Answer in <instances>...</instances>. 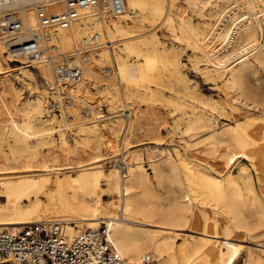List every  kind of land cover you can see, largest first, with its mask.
Here are the masks:
<instances>
[{
	"label": "bare ground",
	"instance_id": "obj_1",
	"mask_svg": "<svg viewBox=\"0 0 264 264\" xmlns=\"http://www.w3.org/2000/svg\"><path fill=\"white\" fill-rule=\"evenodd\" d=\"M4 1L7 5L2 9H18L23 14L27 32L22 40H29L35 31L41 35L45 54L34 64L46 83L52 84L54 66L59 58L74 50L88 48L82 77L72 85L56 88L59 102L64 93L73 103L87 104L89 112L95 114L92 105L94 101H100L94 97L96 88L109 105L108 119L113 120L117 115L119 92L112 88L111 80L118 77L111 75L110 67L102 74L94 71L98 66L96 57H99L98 61L109 62L111 59L107 43H110L109 48L116 49L121 46L120 42H125L115 53L118 66L115 74H120L125 81L136 82L166 74L174 80L186 79L176 50L169 57L163 46L158 47L156 33L149 36L137 33L147 20H159L169 26L178 40L185 41L200 54L198 61L205 64L202 73L207 80L224 81L223 91L232 95L230 102L221 97L224 105L220 106V114L234 122L225 123L218 129L214 116L218 100L205 101L192 95L211 111L192 107L191 115L183 113L184 146L175 145L170 151L164 150L160 159L151 160L153 171L150 175L143 162L128 160V156L135 160L140 155V149L129 150L127 138L132 123L142 122L138 110H132L133 97H128L124 104L125 111L121 114L125 117L114 119L110 127L116 130L124 126L120 153L113 151L112 156H105L101 152L102 137L95 135L98 131L93 120L79 122L82 125L80 134L86 137L72 147L65 136V128L59 126L56 129L36 122L45 111L42 97L28 101L24 109L20 108L19 91L13 79L4 75L2 58L6 45L0 39V118H5L6 132L14 135V141L20 147L19 151L6 155L0 144V230H17L26 223L60 219L68 223L66 230L73 235L81 228L94 229L106 223L110 240L127 260L126 264H141V257L149 252L154 254L153 250L159 255L157 264H175L173 246L177 237L184 239V244L179 247L178 264H235L244 251L247 253L246 264H260L262 256L245 244L244 233L260 227L259 233L264 235V200L256 191L246 166L239 165L237 176L231 170L242 160H250L259 173L264 191V118L244 115L245 120H233L229 118L226 106L236 111H241L236 105L238 101L245 106H264V94L252 84L258 79V65L264 67L261 35L264 28L260 18L264 8L256 11L252 0H226L228 5L219 9L215 22L208 23V33H204L191 25L186 26L184 10L176 6V0H123L124 10L117 16L83 10L81 19L67 29L47 27L39 30L34 6L47 3L48 12L57 14L65 10L63 0H0L1 3ZM184 2L201 11L219 5L218 0ZM245 3L247 9L240 10ZM175 19L179 21L178 28L174 25ZM186 31L191 35L187 36ZM123 51L134 54L135 60L141 58L143 62H129ZM227 88L232 90L226 92ZM141 97L140 101L150 104L151 108L160 99L156 92L149 95L144 92ZM165 102L173 107L170 114L185 107L172 99H165ZM69 104L67 107L71 108ZM87 116L84 114L85 118ZM148 118L156 120L157 117L149 111ZM69 126L66 122L65 127ZM205 131L206 134L201 135ZM56 132L59 145L52 138ZM152 138L155 145L162 144L159 134ZM43 149L47 150L45 155ZM185 155L199 163L191 164ZM119 156L128 160L127 173L122 174L115 165L106 172L104 161ZM180 166L182 179L177 176ZM104 195L110 199L104 200ZM218 208L228 216L222 224L215 215ZM245 212L258 223L251 226ZM71 222L81 225L73 226ZM193 235L197 238L189 239ZM257 246L264 252L262 244Z\"/></svg>",
	"mask_w": 264,
	"mask_h": 264
},
{
	"label": "rangeland",
	"instance_id": "obj_2",
	"mask_svg": "<svg viewBox=\"0 0 264 264\" xmlns=\"http://www.w3.org/2000/svg\"><path fill=\"white\" fill-rule=\"evenodd\" d=\"M186 0H176V6H179L183 12L184 19L186 20L187 24L186 26H192L197 28L200 31H203L204 33H208L209 25L213 24L217 18L218 13L220 12L219 9H224L228 5V1L226 0H218V6L212 8L213 6H208L205 10L201 11L197 7L193 6L192 4H187L184 2ZM240 0H237L239 2ZM242 1V0H241ZM255 4L256 11H259L261 8H264V2L263 0H252ZM236 2V3H237ZM180 4V5H179ZM216 8L218 10H216ZM242 8L247 9V3H245L243 6H240V10ZM175 12V11H173ZM263 28H264V14L260 15ZM110 19V18H109ZM114 19V18H113ZM109 23V22H108ZM174 25L178 28L179 21L177 19L174 20ZM208 25V27H207ZM141 31L137 33L145 34L144 36H149L152 33H156L159 45L158 47L163 46L166 51L168 52L169 57H171L172 53L176 50L179 55V61L182 73L185 75L186 79L182 80H174L168 77V75H162L158 78H146L145 80H137L136 82H133L131 80L125 81L121 77L120 74H115V71L118 70L117 63L115 62V53L122 48V44L125 42H120L121 46L114 48H109L108 45L110 43H107V49L110 50L111 59L110 61H104V60H97L99 57H96V64L98 66L95 67L94 71L97 74H102L103 71L107 70V68H111L112 76H117L118 78H115L112 81V88L115 90H118V107L115 111H117V115L113 118H124L125 115L121 114L125 111L124 106L127 102L128 97H133L134 101L132 102V110H138V113L142 115V122H135L132 123L131 127L128 130V141L131 148L129 150H135L140 149L139 156L133 160L132 158L128 156L129 162H135L140 161L143 162L146 171L152 175V163H150L151 160L160 159L162 157L164 150H172V147H175V145H182L184 146V135H182L181 131L184 127V120L181 118L183 117V113L185 112V115H191L192 114V107H195V109H205L207 111L209 110L208 107L203 106L198 100H194L192 98V95H195L197 98L203 99L205 101H213L218 100V109L215 111V121L217 124L218 129L222 128V125L225 123L233 124L234 121H229L224 118L220 114V106L224 105L222 98H226L228 101L231 100L232 93H225L222 89V84L224 81H216L212 82L206 79V77L202 73V69L205 67L204 62H199L200 54L197 53V51L190 46L186 45L185 41L178 40L175 35L171 32L169 26L164 23L163 21H151L147 20L145 24L139 28ZM186 35L190 36V32L186 31ZM262 37L264 39V30L262 32ZM119 44V45H120ZM219 44V41L216 43L215 49H217V46ZM3 56V62L5 66L6 72L4 75H7L9 78H12L15 84L16 89L19 91V106L20 108H25V103L33 100L37 97H42L45 105V111L41 115L39 119H37L36 122H42V125L48 126V127H54L58 129L59 126L62 128H65V136L67 138L68 143L73 147L77 145L79 142L83 141L86 137L85 135H81L80 129L82 125H79L80 121H90L93 120L95 124H97V131L95 133L96 136L102 137V148L101 152L105 154V156H112L113 151H118L120 153V149L123 147V144L121 141V135L124 126L120 127L119 129L112 130L111 124L114 122L113 120L108 119V116H110L111 112L109 110L108 103L104 100L102 97V93L98 89H94L96 94L94 97H98L99 103H96L94 101L93 103V110H95V114H92L89 112V109L87 104L81 102V101H75L74 103H70L69 106H72L71 108L67 107V100H63L62 102H59L58 97V90H56L54 80L52 79V84L46 83V81L43 79L41 72L36 64H32L26 68L23 69H17V67H20L22 65H27L25 63H22L23 60H13L10 56H8L4 52ZM124 57H126L129 62L133 63H142V59L139 58L138 60L134 54H131L129 52L123 51ZM13 60V61H12ZM250 60H253L251 58ZM62 61V57L59 58V60L55 63L58 64V62ZM10 66V67H9ZM120 75V76H119ZM257 80H253V85L255 89L258 90L259 93L264 94V67H261L258 65L257 67ZM108 82V81H107ZM109 83V82H108ZM139 85V86H138ZM137 86V87H135ZM111 88V89H112ZM173 88V89H172ZM113 89L111 91H113ZM232 90V88H227V91ZM148 92L149 94H152L153 92H156L160 99L155 102V104L150 107V104H145L144 102L140 101L142 98V93ZM237 93V92H234ZM238 96L235 95V97ZM165 99H172L175 101H178L185 105V107L182 110L174 111L173 114H170V111L173 109V107L166 104ZM192 100V101H191ZM120 101V102H119ZM122 102V103H121ZM230 102V101H229ZM143 103V104H142ZM67 104V105H66ZM125 104V105H124ZM254 104V103H253ZM244 114L241 113V111L232 110L230 107L226 106V111L229 115V118L233 120H245L244 115H249L250 118H257L260 117V119L264 118V106L256 105L253 106H245L242 105L239 101L236 104ZM256 105V107H255ZM90 106V105H89ZM130 106V105H129ZM150 107V109H149ZM186 108V109H185ZM75 109V110H74ZM118 109V110H117ZM86 110V112H84ZM149 111H152L155 113L156 120H151L148 118ZM176 112V113H175ZM114 113V112H113ZM112 113V114H113ZM84 114H88L87 118L84 117ZM103 116L99 119H95L94 117ZM133 116L131 117V120L134 121ZM67 119V120H66ZM261 119V120H262ZM147 121V123H146ZM66 122L70 124L69 127H65ZM92 122V121H90ZM90 122H87L90 123ZM5 118H0V144L3 148V151L6 155H10L12 151H19L20 147L19 144L14 141V135L12 133L6 132V124ZM125 123V121H124ZM150 123H152L150 125ZM161 124V125H160ZM90 125V124H88ZM154 126V127H153ZM174 126H177L176 128ZM116 131H118L116 133ZM207 131L202 132V134H206ZM159 134L161 139L160 145H155L153 143V135ZM181 135V136H180ZM52 138L54 139V143L56 145H59L58 140V132L54 133ZM94 138V137H91ZM187 137H185L186 139ZM154 150L152 153L151 151ZM162 150V151H161ZM43 154L45 155L47 153V150H42ZM19 153V152H18ZM82 154V153H81ZM174 158L177 159V156L175 153L173 154ZM187 161H189L191 164H197L199 163L196 159L184 156ZM120 159L122 160V165L126 166V170L122 169V165L120 164ZM137 159V160H136ZM164 158H161V160ZM61 162H64L63 157H61ZM126 160V161H128ZM142 160V161H141ZM126 161L122 158V156L119 157H113L109 158L104 161L105 171H109L111 167L114 165L117 168H120L122 174H126L128 170V166L126 164ZM243 164L247 167L248 171L250 172V175L252 177V180L254 182V186L258 194L261 196V198L264 200V191L262 190L260 179H259V173L255 169V167L252 165L250 160H242L239 164H237L231 172L234 176H237L239 173V165ZM208 172L216 174L217 172L214 170L207 169ZM183 169L180 166L178 170L177 176L179 178H183ZM164 189V188H163ZM104 200L108 201L110 199L109 196L104 195ZM2 201V198H0V202ZM246 216L249 217L248 221L251 226L253 224H257L256 219L253 216H249L248 212H245ZM216 218L219 220V223L222 224V221L226 218L228 219V216L222 212L220 208L216 210ZM76 225H81L77 224ZM78 228V227H77ZM262 230V228H256L253 230H250L248 232H245L244 234V240L245 244L250 246L252 250L262 256L263 261L260 264H264V252L262 251L263 248L258 247V244H262L264 247V235L259 233ZM197 238L196 235L189 236V239ZM261 241V243H259ZM263 242V243H262ZM184 244L183 237H177L174 239V246H173V252L175 253L176 257V263L178 264V258H179V247H181ZM155 258H156V264L159 260V255L157 252L153 250ZM247 263V253L244 251L240 258L237 260L235 264H246Z\"/></svg>",
	"mask_w": 264,
	"mask_h": 264
},
{
	"label": "built area",
	"instance_id": "obj_3",
	"mask_svg": "<svg viewBox=\"0 0 264 264\" xmlns=\"http://www.w3.org/2000/svg\"><path fill=\"white\" fill-rule=\"evenodd\" d=\"M65 10L54 14L48 12L47 3L36 4L38 28H69L81 19L83 10H97L101 14L117 16L124 10L123 0H63ZM0 2V39L5 41V53L11 59H23L32 65L44 56L41 35L35 31L29 40H22L27 32L23 14L18 9H2ZM87 50L77 49L62 56L61 63L54 66L55 87L61 89L77 82L83 75ZM63 100L73 103L72 98L62 94ZM66 104V105H67ZM120 159V164L122 165ZM123 166V165H122ZM124 171L126 166L123 167ZM66 223L60 219L26 223L17 230H0V264H126L109 237L106 223L97 228H81L70 235ZM76 226L74 222L70 223ZM153 253H145L141 264H156Z\"/></svg>",
	"mask_w": 264,
	"mask_h": 264
}]
</instances>
